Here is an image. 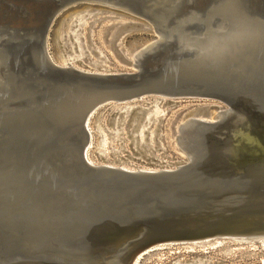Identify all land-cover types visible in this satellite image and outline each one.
I'll use <instances>...</instances> for the list:
<instances>
[{
	"label": "water",
	"instance_id": "water-1",
	"mask_svg": "<svg viewBox=\"0 0 264 264\" xmlns=\"http://www.w3.org/2000/svg\"><path fill=\"white\" fill-rule=\"evenodd\" d=\"M79 6L119 10L124 30L157 40L130 71L59 64L49 32ZM192 98L226 107L173 125L182 158L165 164L159 141L133 134L157 123L158 136L156 107ZM123 117L149 164L93 159ZM232 243L264 248V0H0V264H140Z\"/></svg>",
	"mask_w": 264,
	"mask_h": 264
},
{
	"label": "rangeland",
	"instance_id": "rangeland-1",
	"mask_svg": "<svg viewBox=\"0 0 264 264\" xmlns=\"http://www.w3.org/2000/svg\"><path fill=\"white\" fill-rule=\"evenodd\" d=\"M100 11H105V13L99 14L98 12ZM121 13L123 12L103 8L101 6H79L78 8L63 12L54 22L49 32L48 45L51 56L59 62L60 59L58 56L61 55L63 60L70 61V63L75 66L89 69H92L91 64L96 63L99 64L102 69L133 70L132 65L124 60L133 62V55L137 54L138 51L146 45L157 40V35L153 32L141 29L124 30V25L132 22V20L126 16H122ZM135 20L139 23H146L143 19L136 18ZM70 35L74 36V38L69 39ZM61 36H63V38ZM80 44L82 48L83 46L85 48V56H82L80 53ZM87 56L89 58H86ZM81 58L86 59L81 61ZM225 107V104L213 98H192L187 100L186 103L179 104L177 107L162 106L158 111L161 115H167V117L157 129L158 136L154 133L157 128V123L152 126L146 135H143V131L149 126L138 129L133 136H141L140 140L146 144L145 147H148L150 144L155 147V140L157 142L159 141L158 143L159 146L162 147V150L157 148L154 152V156L158 157V159L165 164H172L179 158H182V155L179 154L175 146H173L172 126L174 125L176 129L178 123L184 122L186 118L203 108L208 110L209 115L216 116V110ZM108 115L109 113L104 117V121L107 119ZM128 120L129 119L123 117L119 128L106 124L105 128L110 133H113V135L109 136L102 130L106 135L104 138L105 142L102 140L103 144L101 145V140L96 141V145L92 151L95 161L98 159L95 153L104 151V153L108 155L107 159L110 161H113L116 157H120L126 163L149 164L148 162H144V160H140V155H134V153L137 152V150H135L137 140H134L133 136L129 137L133 129L131 126L133 122L130 126H127ZM181 120L183 121L180 122ZM154 136L156 138L153 141L151 138ZM159 136H164L165 140H159ZM115 151H119V155L111 156ZM123 161L121 162L125 163ZM151 164L152 163H150V165ZM217 245L218 244H212L197 249L194 247L184 249L171 248L155 253L152 256H147L140 264H192L191 262L195 256H198L196 260H200V257L205 256L204 253H207L206 249L217 247ZM263 249L264 248L261 247L259 243H250L249 245H236L232 243V246L225 247L222 250L208 251V255L206 256H208L209 262H213V264L221 259L224 261L218 262L217 264H259L264 260ZM252 250L255 251V253L252 252ZM223 253H227L230 259H223L220 257ZM206 256L202 257L203 261L207 260ZM248 258L253 260L249 261Z\"/></svg>",
	"mask_w": 264,
	"mask_h": 264
},
{
	"label": "bare ground",
	"instance_id": "bare-ground-1",
	"mask_svg": "<svg viewBox=\"0 0 264 264\" xmlns=\"http://www.w3.org/2000/svg\"><path fill=\"white\" fill-rule=\"evenodd\" d=\"M99 14H102V13H104L103 11H100V12H98ZM70 25V24H69ZM62 38H63V36H61ZM62 38H61V40H62ZM80 41V40H79ZM81 45V44H80ZM79 52V51H78ZM80 53L82 54V56H85L86 55V52H85V48H84V46H83V48H82V45H81V47H80ZM138 54V53H137ZM137 54H134L133 55V62H130V65H134V63H135V59H136V56H137ZM58 58L60 59V61L58 62V61H56L55 59V61L57 62V63H59V64H62V65H65V64H67V63H70V61L68 62V61H66V60H63V58L61 57V55L60 56H58ZM84 58H81V61L83 60ZM75 66V65H74ZM97 66H99V65H97L96 63H93V67H97ZM75 67H78V66H75ZM158 109H160V107L159 106H157L156 107V111L158 112V114H160V112L158 111ZM161 115V114H160ZM218 115L216 114V116H213V115H209L208 116V118H209V120H212V119H217L218 117H217ZM183 120H181L180 122H182ZM177 123V122H176ZM183 123V122H182ZM179 124H181V123H178L177 124V127H176V129H175V132L177 131V128H178V126H179ZM175 127V126H174ZM155 133V132H154ZM105 135V134H104ZM106 137V135L104 136V138ZM140 138H141V136H140ZM151 140H155V136L153 137V138H151ZM141 141V140H140ZM139 141V142H140ZM104 142H105V140H104ZM123 143V142H122ZM143 143V142H142ZM111 145V144H110ZM151 145V144H150ZM100 146V145H99ZM107 146H108V144H107ZM112 147V146H111ZM102 154H104V155H107V154H105L104 153V151H102L101 152ZM90 162H93L92 160H90ZM123 164H125V163H123ZM136 264H139L138 262L136 263ZM262 264H264V260L262 261Z\"/></svg>",
	"mask_w": 264,
	"mask_h": 264
}]
</instances>
